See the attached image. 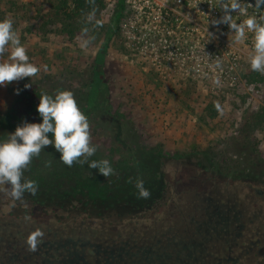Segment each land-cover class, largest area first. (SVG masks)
<instances>
[{"label":"rangeland","instance_id":"1","mask_svg":"<svg viewBox=\"0 0 264 264\" xmlns=\"http://www.w3.org/2000/svg\"><path fill=\"white\" fill-rule=\"evenodd\" d=\"M105 1L106 9L89 19V14L57 13L53 0H0V20H13L29 62L41 69L35 77L0 86V133L2 122L14 124L16 117L39 103L42 93L54 96L69 90L76 97L88 96L95 80L102 94L100 104L111 111L89 120L96 157L107 159L112 168L127 158L128 137L112 117L130 121L141 136L140 143L160 152L163 195L145 206L126 201L97 208L98 199L90 197L96 202L87 203L81 193L73 191L74 184L54 176L52 162L60 153L49 148L50 166L37 161L36 174L27 169L24 179L39 175L54 185L35 195L25 193L20 201L4 191L9 185H0V226L26 225L44 235L72 239L89 230L141 233L180 205L186 198L179 195L181 189L193 194L205 181L230 186L240 182L241 200L252 194L264 213V73L252 71L248 63L253 34L247 33L243 43H234L228 25H213L212 20L224 15L218 0H192L190 7L182 6L181 0H126L123 22L113 33L111 20L119 0ZM163 1L168 14L158 18L152 10L148 29L143 31L149 41L145 47L132 33L141 28L137 17L143 8L153 9ZM242 3L254 6L255 0ZM261 13L264 9L258 13L248 8L246 15L234 11L231 15L239 24L248 15L259 19ZM153 38L161 62L153 55ZM188 43L192 45L189 58ZM9 55L10 51L0 62ZM217 57L220 68L213 63ZM25 84L32 87L25 89ZM114 176L103 177L97 184L112 187ZM164 197L167 201L158 207V199ZM116 198L123 196L113 190L104 194L106 202Z\"/></svg>","mask_w":264,"mask_h":264},{"label":"flooded vegetation","instance_id":"2","mask_svg":"<svg viewBox=\"0 0 264 264\" xmlns=\"http://www.w3.org/2000/svg\"><path fill=\"white\" fill-rule=\"evenodd\" d=\"M239 183L205 181L193 194L181 189L186 198L180 205L141 233L89 230L77 239L47 234L31 251L26 240L32 227L3 224L0 264H264L263 209L252 194L241 200ZM163 189L159 183V196ZM158 201L159 207L167 198Z\"/></svg>","mask_w":264,"mask_h":264},{"label":"clouds","instance_id":"3","mask_svg":"<svg viewBox=\"0 0 264 264\" xmlns=\"http://www.w3.org/2000/svg\"><path fill=\"white\" fill-rule=\"evenodd\" d=\"M224 15L212 20L213 25L226 24L233 32V42L243 43L247 33H252V47L249 51L248 63L254 72L264 73V13L248 15L242 23H236L231 12L247 14L248 8L255 12L264 9V0H255V5L242 3V0H218ZM93 13L89 14L91 19ZM99 23V22H97ZM10 51L8 60L0 62V86L24 78L35 77L41 69L29 62L26 48L21 44L19 33L14 29L13 20H0V57ZM209 58V56L205 55ZM210 59V58H209ZM215 67H221L217 57L213 61ZM44 70L47 68L45 66ZM218 83V81H217ZM32 87L25 84L24 88ZM19 94V90H17ZM37 112L42 123H28L16 127L14 133L8 134L5 142H0V185H9L4 191L13 200H23L24 194L35 195L38 185L34 180L24 179V172L29 168L33 158L39 157L43 149L53 145L60 153L59 160L66 166L75 163L87 164L90 169H98L104 177L115 174L107 159L92 160L97 147L91 143L90 123L88 117L80 110L72 91H57L54 96L42 93L39 97ZM52 134V139L49 138ZM51 162H46L50 166ZM135 188L139 199H149L151 192L144 187V181L137 179ZM44 233L40 229L31 232L26 243L29 250L35 251Z\"/></svg>","mask_w":264,"mask_h":264},{"label":"trees","instance_id":"4","mask_svg":"<svg viewBox=\"0 0 264 264\" xmlns=\"http://www.w3.org/2000/svg\"><path fill=\"white\" fill-rule=\"evenodd\" d=\"M54 7L57 13H75L80 15H86L90 13H97L104 11L107 7V3L105 0H53ZM126 0H119L116 5L114 16L111 20V28L115 30L113 33H116L119 30V25L123 22L124 12L126 10ZM70 17V16H69ZM68 17V18H69ZM98 82L93 81V86H91V91L87 95H83L82 97H75L80 110L88 117V120L99 119L102 114L110 115L108 107L104 108V105H101V92L99 87L97 88ZM101 94V95H100ZM41 96V95H40ZM39 96V97H40ZM81 102V103H79ZM32 105V109H28L27 112L20 118H15L16 122L13 124L12 122L6 123L2 122L1 127L3 126V130L0 133V142H5L8 138V134L14 133L17 126L22 125L25 121L28 123H42V117H40L37 112V106ZM105 104V102H104ZM112 119H115L119 125L122 126L123 133L128 137V146L129 152L127 158H125L119 166L115 168L114 179H112V187L108 185H104L100 187L97 183L101 181L104 177L99 173L98 169H90L87 164L81 165L79 163H75L72 167H68L64 165L60 160V155L57 156L52 164H54L53 172L56 178H62L66 183L74 184L72 186L73 191L76 193H81L83 197L87 199V203L90 204V197L99 200L98 204H95V207H105L110 208L112 206H117L118 204H126L128 203L138 206H145L146 202L156 198L158 195V184L162 185L163 181H161V162H160V152L155 148H148L140 143V134L138 133L136 127L130 122L121 119H116L117 117L113 115ZM114 120V121H115ZM261 122L264 127V115L262 116ZM49 138L52 139V134H49ZM55 150L53 145H49L43 149L40 153L39 157L33 158L32 163L30 164L28 170L30 173L40 168L37 164V161H41L42 165H46V162L49 160V152L48 149ZM47 153H45V152ZM92 160L99 161L100 158L96 157L94 154L89 162ZM39 175H35L30 180L36 181L38 185V190L44 188L51 189L54 185V182H47L43 178L40 179ZM158 178H160L158 180ZM137 179H142L144 181V187L151 192V196L149 199H139L138 192L135 188V181ZM49 188H45L48 187ZM113 190L118 195L123 196V198H116L113 202H106L104 199V194L106 191ZM61 198H67L68 195L58 194ZM97 195V196H96ZM94 200V201H95ZM95 201V202H96ZM92 202V203H95Z\"/></svg>","mask_w":264,"mask_h":264},{"label":"built area","instance_id":"5","mask_svg":"<svg viewBox=\"0 0 264 264\" xmlns=\"http://www.w3.org/2000/svg\"><path fill=\"white\" fill-rule=\"evenodd\" d=\"M180 2L182 4V6L184 5V6L190 7V5L192 3V0H181ZM156 6L157 7H154V5H153V7H152L153 9H150L149 7L143 8V10H144L143 13H140L139 16L137 17L138 20L140 19L139 20V23H137V24H139V26L141 28L140 29H134L132 31V33L134 34V36L136 38H138L139 44H141L143 42V45L145 47H148L149 41H147V38H146L147 34L144 33L143 31L148 29V26H149V22L148 21L150 20L149 15L152 14V10L156 11V15H157L158 18L164 17L165 15L168 14V8L169 7H168L167 3H165L164 1L162 2V4L156 2ZM126 7H128V4H127ZM208 14H209V11H208ZM206 16H207L206 17V21L208 22V16L209 15H206ZM163 30L167 34L171 35V32H170L171 30L168 29L167 26H164L163 27ZM128 34L130 35V33H128ZM172 41H174V39ZM172 41H171V43H173ZM178 44L181 45V40L180 39H178ZM150 45L153 46V53H154L153 55L156 56V61L161 62V58H163V57H162V55H160V48L157 45V43H156V41H155L154 38H153V42ZM159 45H162V44L160 43ZM187 45H188V50L190 51V53L188 55V58H189V56L191 55L192 45L190 43H188ZM164 47L167 49V47H170V46H164ZM176 50L177 49H174V51H176Z\"/></svg>","mask_w":264,"mask_h":264}]
</instances>
